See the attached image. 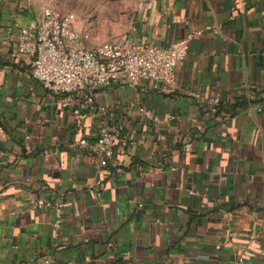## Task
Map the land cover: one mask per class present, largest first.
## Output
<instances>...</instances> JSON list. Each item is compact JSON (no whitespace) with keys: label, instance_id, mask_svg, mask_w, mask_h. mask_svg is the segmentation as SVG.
Returning a JSON list of instances; mask_svg holds the SVG:
<instances>
[{"label":"crops","instance_id":"1","mask_svg":"<svg viewBox=\"0 0 264 264\" xmlns=\"http://www.w3.org/2000/svg\"><path fill=\"white\" fill-rule=\"evenodd\" d=\"M41 13L0 0V264H264V0H134L108 33L162 48L220 33L190 40L174 88L120 81L92 108H62L16 54ZM194 93L218 97L216 114ZM109 119L121 132L102 168Z\"/></svg>","mask_w":264,"mask_h":264},{"label":"built area","instance_id":"2","mask_svg":"<svg viewBox=\"0 0 264 264\" xmlns=\"http://www.w3.org/2000/svg\"><path fill=\"white\" fill-rule=\"evenodd\" d=\"M209 32L220 33L218 28L195 31L169 48L136 43L122 36L92 50L88 45L90 32L75 14H61L53 8H45L39 18L19 28L16 54L30 65L32 78L59 99L62 108L76 106L80 98L85 100L87 108H92L97 92L120 81L131 85L145 83L153 90L174 88L176 66L186 60L190 40ZM193 96L206 104L212 115L221 105L218 97L206 98L200 93ZM144 114L150 117L148 111ZM120 132V125L113 120L103 121L100 125L92 147L100 167L111 164ZM79 144L88 146L85 139ZM137 169L142 171L144 168L139 165ZM116 172L123 170L117 168ZM38 208L54 210V227H61L63 211L58 204L46 202ZM224 217L232 219L233 214L226 213ZM229 236L233 238L234 234ZM250 241L256 243V238L252 236ZM109 246L113 247V244ZM242 263L243 258H240L238 264Z\"/></svg>","mask_w":264,"mask_h":264},{"label":"rangeland","instance_id":"3","mask_svg":"<svg viewBox=\"0 0 264 264\" xmlns=\"http://www.w3.org/2000/svg\"><path fill=\"white\" fill-rule=\"evenodd\" d=\"M14 1L26 4L33 14H40L45 8H53L61 14H75L89 30L90 40L105 34L107 41L120 38L108 33L107 28L120 23L118 30L121 31V23L131 21L134 7V0H11Z\"/></svg>","mask_w":264,"mask_h":264}]
</instances>
